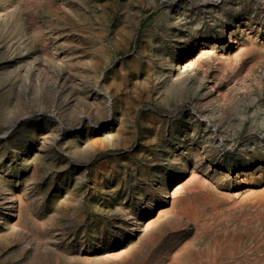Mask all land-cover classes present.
<instances>
[{"label": "rangeland", "instance_id": "obj_1", "mask_svg": "<svg viewBox=\"0 0 264 264\" xmlns=\"http://www.w3.org/2000/svg\"><path fill=\"white\" fill-rule=\"evenodd\" d=\"M0 264H264V0H0Z\"/></svg>", "mask_w": 264, "mask_h": 264}]
</instances>
